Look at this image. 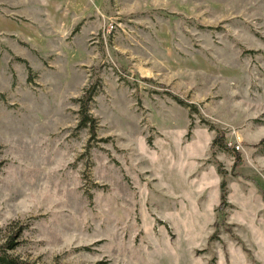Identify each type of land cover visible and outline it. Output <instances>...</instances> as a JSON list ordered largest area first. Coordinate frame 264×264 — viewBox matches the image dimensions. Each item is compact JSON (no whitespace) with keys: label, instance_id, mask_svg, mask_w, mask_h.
Instances as JSON below:
<instances>
[{"label":"rangeland","instance_id":"obj_1","mask_svg":"<svg viewBox=\"0 0 264 264\" xmlns=\"http://www.w3.org/2000/svg\"><path fill=\"white\" fill-rule=\"evenodd\" d=\"M0 249L264 264V0H0Z\"/></svg>","mask_w":264,"mask_h":264},{"label":"trees","instance_id":"obj_2","mask_svg":"<svg viewBox=\"0 0 264 264\" xmlns=\"http://www.w3.org/2000/svg\"><path fill=\"white\" fill-rule=\"evenodd\" d=\"M179 103H182L183 101L179 99L178 97H174ZM80 122L82 126L86 125H91V127L94 126V118L92 115L89 113L85 101L82 100V105L80 109ZM217 144L222 145L223 143L221 142V137L216 136L214 140L212 141V148L215 147ZM224 145V144H223ZM218 171L221 173V169L218 168ZM223 173V172H222ZM228 189H227V180L225 177H222L221 182H220V204H225L226 202V197H227ZM214 235H211L209 240H212ZM9 248H12L11 246ZM0 264H31L27 261H24L20 259L17 256H14L10 253L7 252V249H0Z\"/></svg>","mask_w":264,"mask_h":264},{"label":"built area","instance_id":"obj_3","mask_svg":"<svg viewBox=\"0 0 264 264\" xmlns=\"http://www.w3.org/2000/svg\"><path fill=\"white\" fill-rule=\"evenodd\" d=\"M229 145H231V146H235L236 149H239V145H238L237 143H231V142H230Z\"/></svg>","mask_w":264,"mask_h":264}]
</instances>
